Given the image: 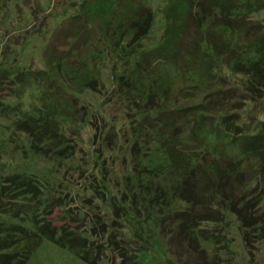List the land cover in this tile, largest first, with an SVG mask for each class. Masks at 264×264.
I'll use <instances>...</instances> for the list:
<instances>
[{
    "label": "trees",
    "instance_id": "obj_1",
    "mask_svg": "<svg viewBox=\"0 0 264 264\" xmlns=\"http://www.w3.org/2000/svg\"><path fill=\"white\" fill-rule=\"evenodd\" d=\"M34 1L40 4V7H44L45 2ZM181 2L184 0L177 4L180 9ZM255 2L257 5L254 6L248 3V8L255 7L257 11L258 4H264V0ZM121 7L123 10V5ZM146 7L143 6L139 12L137 11V22L130 25L132 29L121 28L116 33L109 29L110 24L106 26L104 42L99 43L102 44L99 52L93 54L98 58L103 57L101 65L106 63L111 70V89L109 84L102 83V80L98 82L90 79L87 67L84 70H76L73 78L64 77L61 71L59 74L60 66L64 62V58L60 57L57 64L53 61L55 65L51 66L58 74L50 71L51 75L46 69L43 76H37L41 82L37 81L39 87L48 88L49 81L53 79L62 89L58 91L55 88L58 94L56 100L50 97L43 98L45 103L43 107L27 111L29 115H24V118L20 117L19 112L9 111L7 115L4 114L8 119L12 114L18 117L13 121L18 122L17 131L30 135L33 140L32 148L40 155L59 163L68 159L66 165L71 167H74L78 160L79 143L76 140L69 144L61 119L64 121L71 119L76 130L82 126H95L92 120L101 113L98 105L96 108L93 107L95 105L91 101L83 100L80 103L81 99L86 97V93L90 94L92 99L95 98L94 100L105 98L106 101L111 98L113 101L114 98H118L127 111L125 117L129 116L130 123L128 124L125 119L127 124L117 125V121L101 115L104 126L101 129L98 125L94 128L96 131L94 144L91 152L83 160L87 169L82 171L83 174L89 171L91 181L83 180V184L78 188L76 186L75 191L82 190L79 192L82 195L78 196L97 206L95 212L93 208L87 209L86 213L81 209L79 211L70 209L66 198L54 196L49 182L45 183L35 175L15 174L16 177L10 180L0 177V182L3 181L0 183V264H25L44 239L74 250L88 264H107L104 260L110 257L111 252L118 254L121 264H159L156 255L161 257V252H166V245L161 242L162 237L157 236L154 241H151L150 237L156 222L155 215L164 218L165 213L148 212L151 209L148 205H153L155 200L158 202L160 196L163 198L161 202L164 201L163 207L170 212L174 209L172 204L175 202L196 208L190 207L191 210L184 212V215L176 213L178 221H175L178 223L168 238L173 236L171 237L173 241L175 234L183 236L184 247L188 248L192 255H197L202 264H230L225 260L226 249L220 250L216 243V235L203 232L204 230L199 228L203 226V222L217 221L211 212L218 204L223 202L229 205L231 213L238 217L247 246L250 244L248 236L251 230L256 234L264 233V212L257 208V203L264 198V193L262 190L256 193L253 189L254 195H258L255 200L248 199L250 194L248 186L252 182L260 181L259 187L264 184V120L261 125L251 122L252 116L259 119L257 115L252 114L249 123L243 122L244 116L239 114L250 100L258 104V109H264V104L260 103L264 99L261 92L264 89V27L260 26L257 30L258 26L255 25L252 32L250 29L252 25L243 23L246 18L241 16L234 20L226 18L216 22L222 26V32L219 37L211 39L208 30H204L207 20L199 15L194 22L200 33L208 32L209 37L207 34H199L198 38L193 40L199 45H195V48L189 45L185 47L178 40L185 38L184 22L187 24L191 11L182 14L185 12L182 10L168 23L164 41L160 46L155 47L156 50L143 53L145 47L140 40L145 38L144 36H150L154 20L153 12L148 11ZM143 8L147 12L144 13ZM70 10L69 7L64 10L65 14H60L64 16L60 24L62 27ZM2 11L4 14H1ZM14 11L26 18L25 14H30V7L27 6L26 0H0V26L8 27L7 23H11L15 18ZM130 11L134 10L124 9V14L128 15ZM105 14L110 19L116 16L111 6L107 7ZM57 28H60L58 24ZM16 31L21 33L22 29ZM131 34L132 37L136 35L139 39L136 37L135 43L132 42L133 38L130 42L128 39L127 44L126 40ZM24 35L27 36L26 39L34 37L32 34ZM52 35L51 32L50 36ZM203 42L207 43V46L203 45ZM1 43L0 46L3 47L4 44ZM9 45H12L13 49H18L25 48L28 43L23 46L16 43ZM106 47L109 49L106 50ZM86 50H89V47L82 52L85 53ZM116 53L120 55L116 57ZM87 54L78 55L76 58L83 60ZM165 54L166 113H162L159 110L160 102L147 92L145 84L150 74H157L156 62L160 60L161 63ZM154 57L157 58L156 61ZM223 59L226 62H222ZM119 60H125L124 64H127L125 71L118 72L122 65ZM111 63L113 66L110 67ZM222 64H225L231 73L244 74L247 79L250 77L249 81L246 80L244 83L248 90H243L240 84L235 83L236 81H232L235 84L225 89L220 84L222 73L219 74L222 78L217 79L215 72L217 66L221 68ZM61 78L63 81H60ZM70 82L74 84L69 89H73L72 93L77 94L71 95V98L63 90L64 87L68 89L67 83ZM211 85L216 88L212 89ZM43 88L42 91L46 90ZM49 90L52 92L54 88L51 86ZM182 102L194 104L184 105ZM77 103L81 106L79 107ZM99 133L102 135L101 140ZM113 143L122 146L113 149V153L108 156L106 152ZM46 146H49V150ZM144 148H149V153L146 154L154 153L152 154L154 158L151 155L143 157L141 153ZM129 150L133 156L141 158L138 160V166L145 170L138 172L150 174L147 177L142 176L138 183L150 192L154 189L153 191L159 193L154 196V200L148 199L149 194L140 190L137 181L134 178L132 181L131 176L126 178V185L123 188L115 189L111 186L112 175L106 162L109 158L118 161L123 155L127 163L130 160L127 156ZM147 161L154 165L148 167ZM83 163L77 164L75 169L82 170ZM147 167L150 169L146 170ZM135 168L139 170L140 167ZM68 181H72L69 176L64 179L63 184ZM62 187L64 186L61 184L60 188ZM223 189L227 194L222 193ZM75 191L69 189V194H75ZM238 194L242 195L238 198ZM176 196L177 198H173ZM57 206L64 209L60 220L64 222L59 225L54 224L53 221L56 220L52 214ZM86 214L92 222L96 238L102 236L101 243L91 242L89 239L88 232L91 230ZM118 224L122 226L123 231L127 230L128 240L135 241L134 238L137 237L144 242L141 244L143 246L135 250L131 248L132 242L119 238L118 235H109L108 229L118 228ZM130 227L140 230L135 233V237ZM146 228H149V231ZM103 244H108L107 248ZM150 247L158 254L150 253L148 250ZM172 261V264H180L177 260Z\"/></svg>",
    "mask_w": 264,
    "mask_h": 264
},
{
    "label": "rangeland",
    "instance_id": "obj_2",
    "mask_svg": "<svg viewBox=\"0 0 264 264\" xmlns=\"http://www.w3.org/2000/svg\"><path fill=\"white\" fill-rule=\"evenodd\" d=\"M41 2H45L43 8L40 7V4L34 0H26L27 6L30 7V14H25L26 18H24L22 14L14 11L13 15L15 18L11 21V23H7L8 27L0 26V42L4 44L3 47L0 46V69L3 70L2 72L0 70V177L10 180L16 177L15 174L35 175L45 183L49 182L48 184H50V190L54 196L59 197L60 199L66 198L70 209H75V211H79L81 209L83 213H86L87 209L89 210L93 208L94 212L97 209V206H94V204L92 205L90 201L88 202L87 200L78 196V194L82 195L79 193L82 192V190L79 192L75 191V187H80V185L83 184V180H87L88 182L91 181L88 173L89 171L86 172L87 176L86 174H83L82 171L87 169L83 163V160L85 159L86 155L91 152L92 145L94 144L93 138L96 132L94 128L97 125L99 126V129L104 126L101 115L107 119L117 121V125L120 123L121 126L127 124L125 119L128 122L129 116L126 115L125 117V113L127 114V111H125L118 98H114L113 101H111V98L107 99L106 101H104L105 98L94 100L95 98L92 99V96L86 93V97L81 99L80 103H82L83 100L91 101L95 105L93 107L96 108V105H98L99 111L101 113V115L94 117L92 120V124L95 126H82L76 130L74 126H72L71 119L66 121L61 119V123L64 124L65 134H67L65 138L68 140L69 144L71 145L74 143L73 141L78 140L79 145L77 144V148H79V161L77 160L75 162L74 167L66 165V161L68 159H64L61 163L53 161L52 159L47 158L45 155H40V153L32 148L33 140L27 132L17 131L16 125L18 122L16 123L13 121L18 119V117L13 116L12 114L8 119V117H5L4 115H7L9 111H12L11 113L19 112L21 115L20 117L24 118V115H29L27 111L37 109V107H43L45 104L43 98L50 97L51 99H54V101L56 100L58 94L55 91V88H57L58 91L62 89L56 85L53 79L51 82L48 80V88L45 86L44 88L43 86L39 87V84L37 83L40 82V80L37 79V76H43L46 69L47 73L51 74L50 71H53V74H56L57 72L55 69H52L51 66L55 65L57 59L63 57L64 62L60 66L59 74L61 71L64 77L73 78V74L76 72V70H84L86 69L85 67H87L86 71L90 75V79L98 82L102 80V83H108L109 88L111 89V70L107 67L106 63L101 65L102 60H104L103 57L100 56L98 58L93 56V54H95V52H99L100 45H102L104 42L105 29L107 28L106 26L110 24L109 29L115 31L116 33H118L121 28L122 30H124L126 27L127 29L131 28L130 25L137 22V11L139 12L143 6L149 7H146V9L148 11H152L154 17L152 28L149 32L150 36H144L145 38L142 36L143 39L140 40L143 47H145L143 53L156 50L155 47L160 46L162 41H164L163 37L166 34L168 23L173 20L175 14L180 13L182 10L185 11L182 12V14L191 11V13L188 14L189 17L187 24L184 22V27L186 29L183 31V36L185 38L178 40L179 42H182V46L185 45V47L189 45L191 48H195V45H199L198 43L193 42L194 39L198 38L199 34H207L208 37L210 34L211 39H213L215 36L216 38L219 37L222 32V26L220 24H216V22H220L226 18L233 20L237 16L246 18L247 20L243 23L248 26L252 25V27H250L252 32L254 29L253 26L255 25L258 26L257 30H259L260 26H262V28L264 27V4H258L257 11H255V7L248 8L249 4L253 6L257 5L255 0H184V2H181L180 4L183 9H180V7L177 5L179 4L180 0H41ZM121 5H123V10ZM3 6L5 5L3 4ZM108 6H111L112 12L116 14V16L112 17V19L107 17L105 14ZM69 7L71 10L67 16L65 15L66 19L62 27L60 24L61 19H63L64 16H60V14H65L64 10ZM127 8L134 11H130V13L126 15L127 13L124 14V9ZM143 10L144 13L147 12L145 8H143ZM251 11L253 13H251ZM1 14H4V12L2 11ZM199 15L205 17L207 20L204 30H208L209 34L208 32L202 31V33H200L199 27L195 23ZM92 17H94V19ZM183 17L184 16H181V18ZM57 24L61 29H56ZM20 28L22 29L23 33L16 31ZM41 31H43L42 34ZM51 32L53 34L52 36H50ZM24 34H32L34 37H28V39H26L27 36ZM109 37L111 39V36ZM136 37L138 38L136 35L132 37L131 34L127 40L125 39L126 43L128 44V39L130 42L132 38V42L135 43ZM13 43L20 44V46H23L27 43L28 45L25 48L21 47L18 49H13L12 45H9ZM99 43L102 44L99 45ZM202 44L207 46V43L203 42ZM142 45L139 46L140 49L142 48ZM87 47H89V50H86V52L83 53L82 50H85ZM108 49L109 47H106V50ZM88 52L89 54H87ZM86 54L87 57L85 58L84 56L83 60L81 58H76L78 55ZM119 55L120 54L116 53V57ZM150 55H152V53ZM163 58L164 59L160 63V60H157V58L154 57V60H157L156 63H158L157 74H150V78L146 80L147 83L145 84V87L147 92H150L153 97H155L156 100L160 102L161 105L159 110L162 113H166V54L163 55ZM53 61L55 63H53ZM119 61L122 62V65L119 67L118 72L125 71V65H127L124 64L126 63L125 60ZM222 62L226 61L223 59ZM99 65L103 66L104 68H100ZM111 66H113V63L110 64V67ZM215 72L217 79L222 78V76L219 75L222 73L223 78L220 84L224 86L225 89L227 86L230 87L236 83L240 84L243 90H248L244 83L249 81L250 77L247 79L244 74H236L234 72L231 73V71L225 67V64H222L221 68L217 66ZM161 75L162 77L160 78ZM60 81H63L62 78ZM232 81L236 82L233 83ZM67 84L68 89L64 87V92L67 93L68 96L70 95V98L72 97L71 95L77 96L76 93H72L73 89H69V87L73 86L74 82ZM50 85L52 88H54L52 92L49 90L51 89ZM181 85L183 84L181 83ZM214 85H211L212 89L216 88ZM42 88L46 90L42 91ZM261 92L264 94V89L261 90ZM252 101L253 100L247 101V106H244L239 114H243V122L248 123L251 121L252 114L257 115L259 119H256V116H252L251 122L261 125L262 121L264 120V109H258V104ZM101 103L104 105H101ZM260 103L264 104V99L260 101ZM182 104L192 105L194 102H182ZM78 105L79 107L81 106V104ZM248 112L251 113L249 114ZM129 123L130 121L128 124ZM256 128H258V126H256ZM99 134V140H101L102 135L101 133ZM96 140L97 142L99 141L98 139ZM120 146H122V144H118L117 146L116 143H113V145L106 152V155L110 156L111 153H113V149H116V147L121 148ZM46 147L47 150H49V146ZM84 148L85 150H83ZM148 150L149 148L142 149V156L144 157L145 155H151L152 158H154L152 155L154 153L146 154V152L149 153ZM127 156L130 158L127 163H125L123 155L120 159L118 158V161H113L112 158H109V160L106 162L109 167L110 174L112 175L111 186L115 189L123 188L126 185V178L128 176H131L132 181L134 178L138 183V179L142 178V176L147 177L150 175L148 173L141 174L138 172L140 170H145L141 166H138V160L141 158H136L137 156H133V154H131V150L128 151ZM79 163H83L82 170L75 169ZM151 165L154 164L152 162H148V167H151ZM135 167L140 168L139 170H136ZM148 167L146 170L150 169ZM68 176L71 177L72 181H68L67 183L63 184L64 179ZM45 179L48 180L46 181ZM2 182L3 181L0 183ZM259 182L260 181L252 182L248 186L250 188L248 199L250 198L255 200V197H257L258 194L255 196L253 189L256 190V193H259L261 190L262 193H264V184L259 187ZM61 184L64 187L60 188ZM138 186L140 190L145 192V194H149L148 199L150 200H154V196L159 194L153 191L154 189H151L152 191L150 192L148 189L140 186L139 183ZM69 189L75 191V194H69ZM226 190L229 191V189ZM222 193H226L224 189ZM97 195L100 196L98 193ZM240 195L242 194H238L237 197L239 198ZM173 198H177V196ZM162 199L163 198L160 196L158 197V202L155 200L153 205H148V208H151L148 210V212H154L155 214L165 213L164 218H162V216L158 218L157 215L153 214L155 215L156 222L153 226V230H150L152 233V236L150 237L151 241H154V238L160 236L162 237V239L160 238L161 242H164V245H166V252H161V257L156 255V257L159 259L158 263L172 264V259H174L180 264H202V260L197 257V255H192L189 253V249L184 247L183 241L185 238L183 236H176L175 234V239L173 238V241L171 240V237L173 236L168 238L172 234L174 228L176 229L178 223L176 222L178 221L175 216L176 213L179 212L184 215V212L190 211L192 206H190V208L184 204L180 205V202H175L172 204L174 209L170 212L169 209L163 207L164 201L161 202ZM150 200H148V202L151 204ZM257 204V208L260 209L261 212H264V198ZM63 210L64 209H62L61 206H57L55 208L54 212L52 213L56 220L53 221L54 224L59 225L64 222L60 221L62 220ZM146 212L147 211H145V213ZM211 213H213L212 216L217 221L210 223L203 222V226H200L199 228L204 230L203 232L207 231L216 235V243L218 246H220V250L226 249L225 253L227 258L225 260L228 263L264 264L263 232L262 234L257 233V235L254 230H251L248 236L250 244L247 246L244 242V232L240 228L239 219L237 216L231 213L229 205L223 204L222 202L218 204ZM88 216L89 215L86 214V219L88 223H90L89 229L91 230V232H88V237L91 242L94 241L95 243H101L100 240H102V236L100 235V237L96 238L97 235L94 234L96 232H94V227H92V222ZM178 216L180 215L178 214ZM183 218L184 217L182 216V219ZM107 223L110 224V222ZM117 226L119 227H110V229H108V234L111 236L118 235L119 238L128 240L127 230L123 231L120 224ZM130 229L134 237L136 236L135 233L140 231H137L136 227H130ZM148 229L149 228H146L147 231H149ZM100 232L101 231H97V233ZM134 240L135 241L128 240L132 242V249L138 250L140 246H143L141 245L144 244L142 240L138 239L137 237L134 238ZM103 245L106 246L105 248H107L108 244ZM148 250L154 255L158 254V252L154 251V249L151 247L148 248ZM104 261L107 262V264L122 263L118 257V254L115 255L114 252H111L110 257L106 258ZM25 264L88 263L83 261L74 250L59 246L48 239H44L41 245L30 255Z\"/></svg>",
    "mask_w": 264,
    "mask_h": 264
}]
</instances>
